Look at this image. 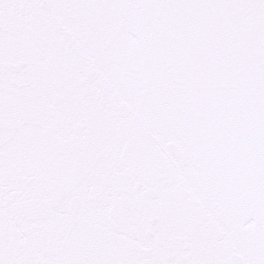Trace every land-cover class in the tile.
<instances>
[{
  "label": "snow or ice",
  "instance_id": "snow-or-ice-1",
  "mask_svg": "<svg viewBox=\"0 0 264 264\" xmlns=\"http://www.w3.org/2000/svg\"><path fill=\"white\" fill-rule=\"evenodd\" d=\"M0 264H264V0H0Z\"/></svg>",
  "mask_w": 264,
  "mask_h": 264
}]
</instances>
